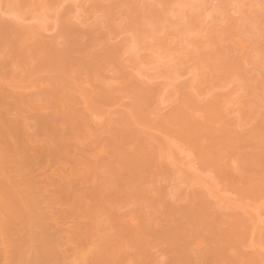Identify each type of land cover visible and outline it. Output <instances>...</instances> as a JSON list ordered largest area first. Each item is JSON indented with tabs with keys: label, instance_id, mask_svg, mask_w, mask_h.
<instances>
[{
	"label": "rangeland",
	"instance_id": "374dc122",
	"mask_svg": "<svg viewBox=\"0 0 264 264\" xmlns=\"http://www.w3.org/2000/svg\"><path fill=\"white\" fill-rule=\"evenodd\" d=\"M0 264H264V0H0Z\"/></svg>",
	"mask_w": 264,
	"mask_h": 264
}]
</instances>
